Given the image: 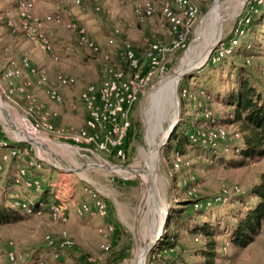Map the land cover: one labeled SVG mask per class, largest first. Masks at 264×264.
I'll use <instances>...</instances> for the list:
<instances>
[{"label":"rangeland","instance_id":"1","mask_svg":"<svg viewBox=\"0 0 264 264\" xmlns=\"http://www.w3.org/2000/svg\"><path fill=\"white\" fill-rule=\"evenodd\" d=\"M15 1L0 0V62L8 57L27 56L48 77L63 73L73 76L74 82L58 87L62 96L60 103L49 98L44 85L31 87L37 103L51 114L55 128L52 133L35 134L20 115L25 112L16 104L25 107L27 99L22 94L8 96L5 81L0 79L1 136L11 141L25 138L26 155L51 166L45 167L40 175L43 178L49 176L48 173L53 176L52 183H57L61 191L56 200L63 203L68 219L54 222L46 212L31 215L16 212L17 218L9 214L0 222V264H107L112 249L116 253L110 264H161L162 259L151 263L150 256L157 255L158 243L170 226L167 215L178 204L177 198L185 196V185L193 187L200 199L222 195L224 201L215 202L205 210L206 214L211 213V219L219 216L220 222L232 204L227 199L259 182L264 174V155L234 165L239 155L212 158L202 147L192 144L184 147L183 162L175 169L176 152L169 147L173 141L168 144L172 131L188 116L193 126L201 123L208 128L222 126L228 133L240 129V122L229 119L233 117L230 114L233 107L226 100L230 86L235 84L233 75L228 76L231 71L227 66L220 67L221 63L211 62L208 57L217 41L228 36L249 13L255 0H198L200 11L187 34L186 48L164 56L160 63L163 69L155 71L129 111L130 128L123 144L124 159L108 156L97 149L86 151L81 143L67 136L77 134L84 125L86 110L79 94L87 84L98 82L104 68L109 66L131 74L121 54L125 42L142 57L147 47L146 38L161 44L170 41L168 25L160 12L164 0H151L155 6L154 15L144 20L135 16L133 0H100L99 11L94 10L90 0H83L80 5L72 0L63 2L64 18L83 26L95 48L77 45L76 33L63 25L46 23L44 28L50 34L57 58L45 51L38 41L27 39L18 29H7L3 25L4 15L17 24ZM38 1L49 3L43 11L36 12L33 8L34 13L42 17L52 11L58 0ZM10 5L9 14H6ZM214 6L216 9L212 12ZM70 8H73L72 13H68ZM201 17L204 18L199 24ZM115 28L119 29L117 34H114ZM188 50L190 63L185 66L182 57ZM247 59L253 73H264V50L250 52ZM145 62L142 57L140 70H144ZM177 70H186L176 86L178 105L174 94V79L179 76ZM197 77L200 79L195 81ZM259 78L264 81V77ZM183 81L198 101L181 98L179 85ZM192 84L204 89L191 87ZM59 106H65L68 112L57 124L54 120H58L56 110ZM204 108L210 110V119L200 116ZM26 115L31 120L32 116ZM228 144L223 145L224 151H230ZM89 190L97 191L106 200L108 219L115 230L112 248L106 252L100 249L102 238L97 231L102 218L92 214L79 216L75 211L81 201L89 200ZM7 200L5 198L3 204H7ZM62 231L73 241L70 246H61ZM178 234L177 248L191 256L190 260H196L193 254L205 238H195L183 228L178 229ZM216 239L223 245L228 243L225 249L222 247L224 252L220 253L216 264H264V224L244 247L229 243L225 235ZM10 242L16 254L14 260L8 259L6 254L12 247ZM53 252H57L56 257Z\"/></svg>","mask_w":264,"mask_h":264},{"label":"built area","instance_id":"2","mask_svg":"<svg viewBox=\"0 0 264 264\" xmlns=\"http://www.w3.org/2000/svg\"><path fill=\"white\" fill-rule=\"evenodd\" d=\"M38 0H16L18 22L15 24L8 20V24L21 31L27 39L38 41L43 49L50 52L53 58L57 56L53 53V45L50 34L46 32V23L63 25L76 33V43L79 46L89 49L95 48L94 41L89 37L85 28L72 19H65L61 9V4L67 0H58L54 2L51 12L44 16L34 13L33 8ZM76 5H80L83 0H72ZM94 5V10H101L100 0H90ZM124 1V0H118ZM201 1V0H200ZM200 1L198 0H164L160 7L161 16L168 25L170 41L161 44L158 41H152L146 38L147 47L142 57L145 59V69L140 70L142 57L129 42H125L122 48V56L125 58L131 74L126 75L125 71L115 67H105L104 73L96 83L87 84L80 92V100L86 110V118L83 127L77 134L67 137L83 145L86 151L100 150L106 154L124 159V140L130 128L129 111L136 101L138 95L143 91L145 85L149 82L158 68H161V62L164 56L178 49H185L187 43V34L196 22L199 11ZM133 11L139 20L151 18L155 12L154 3L151 0H133ZM248 18L244 16L230 31L229 35L217 41L211 51L208 60L217 62L223 57L232 54L239 46L242 37L245 34L244 23ZM119 32L114 29V34ZM111 41V40H110ZM108 58V56H105ZM163 68H161L162 70ZM0 79L5 81L8 96L22 94L27 99V105L24 107L16 103L23 114L24 121L35 134L40 132L52 133L55 131L51 121V114L46 112L42 104H38L35 96L31 92V87L35 84L44 85L49 98L55 102H62V96L58 91V86L71 85L74 77L71 75L56 73L53 77H48L40 72L27 56L20 59L8 57L5 62H0ZM181 98L189 99L194 102L195 94L187 87L180 89ZM195 99V100H194ZM199 105L200 102H197ZM26 114L31 115V120ZM204 119L211 118L210 110L204 108L201 113ZM192 144L201 143L204 145H215L221 139H240L239 130L233 132L226 131L222 126L205 127L203 123L198 124L196 130L189 134ZM25 138H16L14 141L5 139L1 136L0 130V175L3 173L5 164L11 158L22 159L24 164L18 166L15 172L12 184L16 191L12 193L11 205L17 208L24 215L33 213L40 214L47 208V214L54 222H66L68 216L65 213L62 202L53 201L46 205L40 200H36L27 195L21 194V188L34 191L40 190V177L33 175L28 168L33 166L40 168V161L27 156V146ZM24 144L23 146H20ZM181 154L176 153L173 167L176 169L183 162ZM61 192L58 188L57 193ZM189 196L198 197L193 187L187 188ZM57 199V197L55 196ZM224 201L221 194L215 195L209 199H198L194 201V209L208 207L215 202ZM79 216L92 214L103 219V223L98 226L97 231L101 236L100 249L108 251L112 245L113 223L108 219V205L106 200L95 190H89V200L81 201L75 208ZM61 246H70L73 241L67 237L65 231H62ZM52 244L51 240H48ZM226 242L223 249L227 247ZM6 250L8 259L14 260V246ZM57 256V252H53Z\"/></svg>","mask_w":264,"mask_h":264},{"label":"trees","instance_id":"3","mask_svg":"<svg viewBox=\"0 0 264 264\" xmlns=\"http://www.w3.org/2000/svg\"><path fill=\"white\" fill-rule=\"evenodd\" d=\"M246 17L248 22L244 23L245 34L238 49L217 61L221 63L219 64L220 67L227 66L231 73L233 72V74L229 73L228 76L233 75L235 84L230 86L226 100L233 107L232 113H230L233 117H229V119L240 122L241 138L221 139L215 145L197 143V146L202 147L201 149L207 151L212 158L218 157L221 159L222 155L225 154L239 155V158L233 162L234 165H242L248 158L264 155V81L259 78V76L264 77V73H253V69L251 70L246 63L250 52L255 53L258 49L264 50V0L253 1L252 8ZM8 20L4 15L3 25L12 30L13 27L8 24ZM182 50L178 49L177 52ZM232 56L236 59H233ZM198 79L200 78H195V81ZM192 86L197 87V84H192ZM183 87H187L184 81L179 85L180 89ZM200 87L203 88L200 85L197 88ZM196 127L197 125L193 126L191 124L190 116H188L170 134L171 140L168 141V144L171 141L173 142L169 147L176 153L182 154L184 147L191 145L189 134L194 132ZM226 144L230 146V151L222 149L223 145ZM108 156L114 155L108 154ZM40 165V168L30 166L28 170L37 176L36 173L39 170L41 174L44 169L51 168V166H45L41 161ZM47 175L49 176H46V178L40 175L41 185L39 191L36 192L30 189L35 194L36 200H40L46 205L57 201L54 196L53 176L50 173ZM184 188L185 196L177 198L178 204L173 206L167 215V222L170 226L158 243L157 255L154 256L152 253L150 256L151 263L162 259L161 264H216L220 253L224 252H222L224 246L222 241L219 242L216 237L225 235L229 243L244 247L253 240L254 235L258 233L260 227L264 224V174L260 176L258 183L227 199V202L232 204L228 206L223 221L220 222L219 216L211 219V213L206 214L207 207L202 206L199 209H194V201L200 199V197L189 196L187 194L188 187L185 185ZM214 205L213 203L211 206ZM42 211L47 213V208ZM16 212L20 211L11 205V198L9 197L7 204H0V222L6 220L11 213L14 214L12 218H17ZM179 228L185 229L195 238L198 236L205 238L203 245L193 254L197 257L196 260H190L191 256L177 248ZM113 234L112 241L114 239ZM114 253H116L114 249L108 253L107 264L114 261Z\"/></svg>","mask_w":264,"mask_h":264},{"label":"crops","instance_id":"4","mask_svg":"<svg viewBox=\"0 0 264 264\" xmlns=\"http://www.w3.org/2000/svg\"><path fill=\"white\" fill-rule=\"evenodd\" d=\"M48 5H49L48 2L42 4V3H40V1H38L34 6V10L36 12L37 11H43L44 10L43 8L48 7ZM10 8H11V5L6 8V14L7 13L9 14ZM72 11H73V8L68 9V13L69 12L72 13ZM16 13H17V8H16ZM83 15H85V14H83ZM58 87L61 88V87H63V85H60ZM40 93H41L40 95H42L43 97H46V95H43L42 92H40ZM56 111H57V117L56 118L58 120H54V122L59 124L60 120L62 119V115H65L68 112V110L65 108V106H59V107H57ZM22 164H24L23 160L18 159V158H11L9 161L6 162L4 171L0 175V204H3L5 198L6 199L8 198V200H9V197L12 195V193L16 191V188L12 184V179H13L15 172L18 169V166H20ZM36 174H38L37 176L40 177V170ZM53 184H54V196L57 197L58 196V194H57V190H58L57 183H53ZM20 192H21V194L30 196L32 198L36 197L35 194H33L31 191H28L26 188H21ZM101 222H102V219L98 223L97 226L101 225Z\"/></svg>","mask_w":264,"mask_h":264},{"label":"water","instance_id":"5","mask_svg":"<svg viewBox=\"0 0 264 264\" xmlns=\"http://www.w3.org/2000/svg\"><path fill=\"white\" fill-rule=\"evenodd\" d=\"M203 18H204V17H201V18L199 19V24L202 22ZM187 71H188V70H187ZM185 72H186V70H182V71L179 73V76H176L175 79H174V86H175V87H174V90H175L174 94H175V102H176L177 105L179 104L180 99L178 98V94L176 93V86H177V83H178L180 77H181ZM166 137L168 138V137H169V134H167Z\"/></svg>","mask_w":264,"mask_h":264},{"label":"bare ground","instance_id":"6","mask_svg":"<svg viewBox=\"0 0 264 264\" xmlns=\"http://www.w3.org/2000/svg\"><path fill=\"white\" fill-rule=\"evenodd\" d=\"M216 6V5H215ZM214 6V8L212 9V12H215V9H216V7ZM211 12V13H212ZM205 54V53H204ZM189 56H190V52H189V50L188 51H186V53H185V55H184V57H182L181 59H182V65H188L189 63H190V60L188 59L189 58ZM181 70V69H180ZM180 70H177L176 71V74L178 73L179 74V72H180ZM155 151H156V149H155ZM160 209V208H159ZM162 210V209H161ZM163 216V215H162ZM160 218V217H159ZM162 219V218H161Z\"/></svg>","mask_w":264,"mask_h":264}]
</instances>
